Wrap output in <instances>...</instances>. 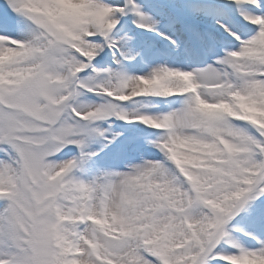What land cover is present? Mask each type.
<instances>
[{"label": "snow or ice", "instance_id": "snow-or-ice-1", "mask_svg": "<svg viewBox=\"0 0 264 264\" xmlns=\"http://www.w3.org/2000/svg\"><path fill=\"white\" fill-rule=\"evenodd\" d=\"M0 264H264V0H0Z\"/></svg>", "mask_w": 264, "mask_h": 264}]
</instances>
